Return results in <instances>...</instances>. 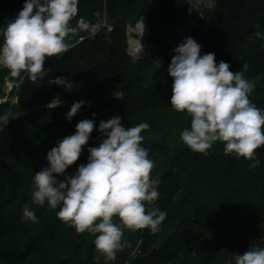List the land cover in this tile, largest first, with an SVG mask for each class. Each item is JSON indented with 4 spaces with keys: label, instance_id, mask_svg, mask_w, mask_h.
Wrapping results in <instances>:
<instances>
[{
    "label": "trees",
    "instance_id": "trees-1",
    "mask_svg": "<svg viewBox=\"0 0 264 264\" xmlns=\"http://www.w3.org/2000/svg\"><path fill=\"white\" fill-rule=\"evenodd\" d=\"M24 2L0 0V26ZM104 9L113 30L89 37L87 28ZM141 14L148 15L147 40L154 47L133 61L126 53L125 26ZM186 15L184 0H79L71 26L83 17L88 27L66 38V52L46 59L43 79L0 68V93L24 75L18 103L0 102V116H14L0 129V264H95V257L104 264L93 235L60 220L59 207L32 203L31 192L35 173L48 166L47 152L74 134L78 122L94 119L98 127L117 115L125 127L150 125L142 146L154 161L151 177L159 180L155 206L167 217L156 232L125 229L123 249L107 264H228L252 244L264 247V146L255 150L259 164L251 167L252 161L225 154L221 142L204 155L180 140L190 117L170 105L173 79L167 67L174 49L167 47L166 30ZM257 30L264 33V0H218L189 37L201 45V55L215 53L216 62L229 63L233 73L247 64L244 75L255 83L249 99L264 110V39L254 37ZM57 76L68 80L65 86L53 84ZM51 99L65 104L47 105ZM80 100L86 104L68 121L70 106ZM100 137L94 128L66 175L87 163V148L98 146ZM25 204L39 223L22 220Z\"/></svg>",
    "mask_w": 264,
    "mask_h": 264
},
{
    "label": "clouds",
    "instance_id": "clouds-1",
    "mask_svg": "<svg viewBox=\"0 0 264 264\" xmlns=\"http://www.w3.org/2000/svg\"><path fill=\"white\" fill-rule=\"evenodd\" d=\"M78 5L79 0H25L22 10L0 26V66L12 76L27 71L32 80L43 79L46 59L66 52V38L88 27L83 17L76 27L71 26ZM254 37L264 39V33L257 30ZM173 52L167 67L173 79L170 105L190 117V126L182 130L180 140L204 155L221 142L225 154L243 157L256 167L255 150L264 146V110L249 99L255 83L244 75L247 64L233 73L229 63L216 62L215 53L201 55V45L192 37L185 38ZM67 81L57 76L53 84L65 86ZM85 104L84 100L74 102L66 119L71 121ZM94 128L101 134V142L87 148L86 164L66 175ZM149 128L147 122L125 127L118 115L101 120L98 127L94 119H84L77 123L74 134L57 141L47 152L48 166L33 177L32 203L44 206L47 202L50 210L59 207L60 220L78 233L93 235L104 264L115 260L123 249L125 229L156 232L167 217L166 211L155 206L159 180L151 177L154 161L149 158L150 150L142 146V133ZM59 176L63 179L58 180ZM22 212V220L39 223L28 204ZM94 259L100 264L99 257ZM228 264H264V247L252 244L244 254H233Z\"/></svg>",
    "mask_w": 264,
    "mask_h": 264
},
{
    "label": "built area",
    "instance_id": "built-area-1",
    "mask_svg": "<svg viewBox=\"0 0 264 264\" xmlns=\"http://www.w3.org/2000/svg\"><path fill=\"white\" fill-rule=\"evenodd\" d=\"M187 7V15L182 24L173 28H168L167 32V47L168 49H175L185 38L189 37L196 28H198L201 19L205 12L212 10L218 0H184ZM101 14V15H100ZM143 25H142V24ZM144 26V28H143ZM104 29L106 32L113 30V25L108 21L105 9L97 13V21L87 28V35L94 36L99 30ZM126 35V52L135 59L144 51H150L154 44L147 40L149 35V18L146 14H141L134 22H128L125 26ZM82 38H80L81 40ZM1 69L5 67L0 66ZM22 79V78H21ZM9 86L15 87V83H6L3 89ZM16 93H14L11 104L14 102ZM1 100V99H0ZM2 101V100H1ZM0 101V102H1ZM65 103L57 99H51L47 105H64Z\"/></svg>",
    "mask_w": 264,
    "mask_h": 264
},
{
    "label": "rangeland",
    "instance_id": "rangeland-1",
    "mask_svg": "<svg viewBox=\"0 0 264 264\" xmlns=\"http://www.w3.org/2000/svg\"><path fill=\"white\" fill-rule=\"evenodd\" d=\"M101 15V14H100ZM106 16H107V11H106ZM107 18H108V16H107ZM102 30V29H101ZM101 30H99L95 35H97ZM126 34V33H125ZM94 35V36H95ZM94 36H91V37H94ZM78 42H80V41H78ZM70 48V47H69ZM147 52V51H146ZM127 53V52H126ZM60 55V54H59ZM58 55V56H59ZM128 55V54H127ZM143 55V53L140 55V56H136L137 58H135V59H133V58H131L130 56V58H131V60H133V61H136L137 59H139L141 56ZM22 78V79H21ZM20 79H19V81H17L16 82V85H18L17 86V90L15 91V87H13V86H9V88L8 87H6V88H2V91H1V93H0V99L2 100H0L1 102H10L11 103V101H9V99H12V97H13V95H14V93H16V95H15V98H14V102L12 103L13 105H15V104H17L18 103V92H19V90H20V84L22 83V81H23V79H24V75L21 77ZM14 119V116L12 115V114H10L8 111H6V113L5 114H3L2 116H0V129H2L6 124H8V123H10L12 120Z\"/></svg>",
    "mask_w": 264,
    "mask_h": 264
}]
</instances>
